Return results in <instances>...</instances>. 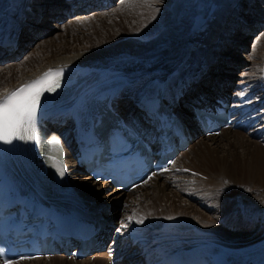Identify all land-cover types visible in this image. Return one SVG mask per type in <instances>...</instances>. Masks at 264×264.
Here are the masks:
<instances>
[{
	"label": "bare ground",
	"instance_id": "bare-ground-1",
	"mask_svg": "<svg viewBox=\"0 0 264 264\" xmlns=\"http://www.w3.org/2000/svg\"><path fill=\"white\" fill-rule=\"evenodd\" d=\"M102 1H108V3L99 5L100 0H80L79 3L77 0H71V5L68 7L65 4L66 1L54 0L46 8L39 4L38 9L32 12L34 6H31L30 0H0V34L9 35L10 33L11 36L19 37L18 50L11 52L0 48V63L17 59L21 54L20 44L26 45L34 39L36 34L47 32L42 25L38 24L40 17L63 20L75 15L76 19L63 28L69 34L78 33L89 26L96 30L92 20L86 23L79 18V14L88 13L93 9H104L112 2ZM242 1L168 0L162 4L156 3L161 6L164 4V7L170 9L168 14H160L161 17H157L155 15L157 11L146 3H140V0H129L124 4L123 18L117 15L110 21L111 23L106 20L102 23L104 31H95L98 36L91 39L84 38V40L75 37L76 42L86 43L85 47L61 51V48L65 49L66 46H56L54 43L58 41L57 39L53 40L51 45H45L40 53L27 57L19 64L6 66L4 70L0 67V98L33 83L49 72L54 77L56 73L83 74L95 71L104 77L108 76V79L124 77L129 81V85L115 101V105L120 110L123 109L125 99L131 100L134 105L135 103L143 104L144 101L154 98L158 84H163L167 98H180L179 115L185 119L191 132L197 134L188 101L206 103L213 95L226 96L232 87L229 84L232 82L233 74L228 72L236 68L238 61H228L223 56L233 55L235 49L243 46V41L237 39L241 33L233 28L228 32L231 34L228 38L233 43L228 46L229 39L225 34L227 33L225 27L234 16L238 15L236 8L244 5ZM245 28L252 29L253 25ZM259 42L261 45L256 47L251 55L250 71H241L242 74L236 75L239 79L236 81L237 85L231 99L233 108L239 112V117L253 113L245 119L250 121L248 126L254 121L258 123L248 133L246 128L241 131L227 129L218 135L219 137L224 135L222 139L226 141L225 145H228L229 149L232 146L244 149L246 154L244 162L239 163L237 160L239 156L231 160L227 156H217L224 152L219 150L220 143L216 141L218 137L201 136L203 139L197 151L207 152V159L211 157V165L207 169L204 167L198 170L196 166L195 169L200 173L205 172L208 177L214 176L213 179H205L206 176L204 180L195 177L190 179L192 183L183 186L173 184L174 179L172 181L166 179L159 184V179L170 175L167 173L176 167L181 157L186 155L181 153L167 171L152 176L145 184L128 194L113 191L109 195H104L101 199L109 196L107 202L98 203L97 200L100 197L97 191L92 192L88 185L90 182H87V180H93L88 176L85 179L81 178L84 172L73 164L71 158L76 129V105L83 94L52 109L53 119L67 124V127L59 132L57 127H52L49 136L62 139L69 153L67 159L69 188L66 196L74 204L91 212L97 218L104 217L111 222L117 218H123L118 213L117 206L122 204L121 199L125 195H132L157 181L154 190L150 192V195L148 194L147 200L141 197L139 203L133 204L137 205L136 208L126 210L122 207V210L132 211L131 222L125 224L122 220H116L118 226L127 225L125 227L127 233L126 231L121 232L120 235L115 233L112 243L115 245L112 249L113 255H110L111 251L99 252L98 254H104L95 261L97 264H104L100 259L105 256L107 259L105 264H111L113 257V259L123 258L118 264H136L135 262L140 264L139 262L147 255L164 259L170 255L185 256L199 248L210 250L214 247H224L228 250H239L258 247L264 252V245L262 246L264 244V193L259 196L244 194L245 200H255L253 202L255 206L249 202L248 208L243 207L239 210L235 207H224L221 202L205 204L206 200L208 202L211 200L210 195L205 192L206 189L214 191L222 180L220 178L230 179L235 184L250 185L251 182H243L244 180L238 179L233 172L248 174V177L264 175V143L263 139H259V133L264 128V35L260 36ZM43 44H47V40H44L41 45ZM135 107L137 108V105ZM206 139L212 141L211 144L204 143ZM216 144L217 147L214 148ZM4 145L8 144L0 143V158L15 152L10 159L19 165L17 167H21L23 163H20L19 159L25 158L26 145H23L22 140H15L10 146ZM249 156H251L250 161H245ZM24 163L31 164L30 161ZM8 165H11L10 162ZM213 167L222 168L219 170L216 168V171H213ZM176 187L180 189L178 193L184 196V200L172 198L162 200L166 196V190ZM259 188L264 189V187ZM149 200L153 203L160 202V206L146 209L145 206L148 205ZM161 200L164 201V206ZM90 202L97 203L96 207ZM107 203L109 206L106 205ZM200 203L203 205L200 206ZM207 206L220 212L221 215L209 212ZM160 209L162 212L159 211ZM136 220L142 222L136 223ZM135 242L137 244L134 245ZM56 257L64 258L60 255L13 264H45L52 262V259ZM84 261L82 264H87V260Z\"/></svg>",
	"mask_w": 264,
	"mask_h": 264
},
{
	"label": "rangeland",
	"instance_id": "rangeland-1",
	"mask_svg": "<svg viewBox=\"0 0 264 264\" xmlns=\"http://www.w3.org/2000/svg\"><path fill=\"white\" fill-rule=\"evenodd\" d=\"M53 2H54V0H37V1L36 0H30L31 6L32 5L34 6L33 9L31 8L32 12H34V9H35V11L38 9L37 6L39 4L43 8L44 7L46 8V6L51 5ZM109 2H111V5L109 7H105L104 9H100V8L93 9V10L89 11L88 13L79 14V18L86 21V23L89 22L90 20H92L93 23L95 24L94 27H96V30L94 28H92L91 26H89V27H85L84 30L81 29L80 32H78V33H70L69 34V33H66V31L63 28L65 27V25L68 26L69 22L74 21L76 19L75 15H73L72 17H67V19H63V20H58V19H53V18L47 19L45 17H40L41 19L38 20V24L42 25L43 28H45L47 30V32H40V33L36 34L34 39L32 41H29V43H27L26 45L20 44V49H19V52L21 53L20 56H18V58L13 60V61H7V62L2 63V64L0 63V67L3 68V70H4V68L6 66L19 64L24 59H26L27 57H29L33 54H36L38 52L40 53L41 51L44 50L45 45H51V42H53V40H57V39H58V41L56 43H54L56 46H66L65 49L61 48V51L67 50V49L77 50V49H75V47L76 48L85 47L86 43L84 44V43L76 42L75 37H78V38L80 37L79 40H84V38L85 39L86 38L91 39L94 36H98V34L95 31L103 32L104 29H103L102 23L106 22V20H108V22H110L117 15H119V17L123 18L122 12L125 9L124 4L128 3L129 0H110ZM142 2L149 5V7L155 9L157 11L155 14L157 17H161L160 14H164V13L168 14L170 11L169 8L164 7V4H163V6L160 5L163 2H168V0H145V1L140 0V3H142ZM242 2L244 3V5H241L240 8H238V7L236 8L238 15L234 16L232 18V21H230L225 27L226 31H227V33L225 32V34L227 35V38L231 36V34H229L228 32H230L233 28H235L237 32L241 33V36H239V37L237 36V39L240 41H243V44H242L243 46L242 47L240 46L238 49H235L233 55L230 54L227 57L223 56V58H225L228 61H234V60L238 61V65L236 66V68L232 72H228V74L229 73L233 74L232 82H231V84H229V86L230 87L232 86V88L235 87V85H237L236 81L239 79V77L236 75L240 74L241 71H243V72L245 70H246L245 72L250 71V68L252 67V64H251L252 52L256 49V47H259L261 45V43L259 42V38H260V36L264 35V0H243ZM103 3H104V1L100 0L99 5L100 4L102 5ZM156 3H160V4H156ZM65 4L67 6L69 5L68 2ZM241 9H242V11H240ZM241 25H244L245 27H249V26L253 25V28L249 29V28H245ZM105 27L107 28V25H105ZM44 40H47V44L41 45ZM232 43H233V41L230 39L227 42L228 46H231ZM53 49L55 50V48H53ZM58 50H60V49H58ZM123 103H124L123 109H122L123 112H125L126 114H129L130 117H134V116L139 115V113L137 112V109L134 110L135 105H133L131 100L127 99ZM231 132L234 133V131H231ZM223 136H220V137L217 136L218 138L216 141H218V143H220L219 147H221L219 150L224 151V152L219 153V155H217V156H227L229 160L235 158L236 156H239L240 158H237V160H239V163H241V162L243 163L244 162L243 159L246 155L244 149L239 148V146H232L229 149V146L225 145L226 141L225 140L223 141V139H222ZM201 139H203V138L199 137V136L194 138V140L189 144V146H187V148L181 152V153H186V155L181 157L179 159L176 167L167 173L170 175L166 174L167 176H164L162 179L161 178L159 179V184H161V182L163 180H166V179L171 180V181H172V179H174L173 184H181L182 186L186 185L188 183H192L190 181V179H193L195 177H198V178L204 180V178L206 176L205 179H213L214 176L208 177L205 174V172L200 173V171H198V170H200L199 168L203 169L204 167H206V169H207V167H210V165H211L210 164L211 157L210 158L208 157V159H207V156H206L207 152L201 153V152L197 151L199 149V144L201 143ZM211 142L212 141H208V139H206L204 143L211 144ZM190 147H191V150H190ZM215 147H217V144L214 146V148ZM180 154L178 156H180ZM231 156H232V158H231ZM250 158H251V156H249L248 159L246 158L245 161L249 162ZM195 166L198 169L197 171L195 169L196 168ZM216 168L217 167H213L212 168L213 171L214 170L216 171ZM219 168H222V167H219ZM219 168H217V170H219ZM233 175H235L238 179L241 178L242 181L244 180L243 182H245V183L251 182V184L250 185L249 184H245V185L244 184H235V183L231 182L230 179L220 178L222 180H220L219 186L217 185L215 187L214 191L206 189L205 192L207 195H210L211 200L209 202H208V200H206L205 204L208 203V205H210L212 203L221 202V204L224 207H227V208L228 207H232V208L235 207L236 210H239L240 208L242 209L243 207L248 208V206L250 205V204H248L249 202L251 204H253L252 206H255L253 203V202H255V200H249V201L245 200L244 194L245 195L251 194L254 196H259L260 194H263L264 189L263 188L260 189L259 187H264V175L263 176H249L248 177V174L238 173V172H236V173L233 172ZM81 178L85 179V178H87V176L85 174H83V175H81ZM88 181L90 182V184H88V185L91 188V191L92 192L97 191V194L100 197V199L97 200L98 203L107 202V200L109 199L108 198L109 196L105 197L104 199H101V197H103L104 195H109L113 191L115 192V189L110 188L109 185H107L103 182H95V181L87 180V182ZM156 182L157 181H155V183ZM255 182H257V183H255ZM155 183H151L149 186L139 190L136 193H133V194L131 193L132 195H125L121 199V201H122L121 203L123 205L118 203V205L120 204L119 205L120 207L117 206L118 211H119L118 213H120V215H122L123 218H117L116 220L117 221L122 220L125 224L131 222L129 217L132 218V211L131 210H129V211L122 210V207L126 210L134 208V207L136 208L137 205H133V204L139 203V199H141V197H142V199L147 200L148 194L150 195V192H152L154 190V186H156V184H157V183L156 184ZM188 188H190V187H188ZM179 190L180 189L177 187L172 188L170 190H166L165 191L166 196L163 195L165 197H163L162 200L166 201L167 198L184 200V196L180 195L178 193ZM116 194H119V193H116ZM123 201H128V202L125 203ZM164 201L161 202L162 206L165 205ZM192 202L195 203L194 201H192ZM90 203L93 204L92 202H90ZM242 204H244V206ZM96 205H97V203L93 204V206H95V207H96ZM106 205L109 206L108 203ZM201 205H203V204L200 203V206ZM154 206L155 207L160 206V202L155 201L153 203L152 200L151 201L149 200L148 205L145 206V208L146 209H153ZM207 208H208V206H207ZM207 208H205V209H207ZM159 211H161V209ZM208 211L214 212V213L216 212V215H221L220 212H217L214 209L208 208ZM104 212H105V210H104ZM119 227L122 228L121 229L122 233L123 232L125 233V231L127 233V229L125 227H123V226H119ZM95 254L96 255H91V256H89L85 259H82V260H73V259L69 260L65 257L64 258H57L56 257V258L52 259V262H48L45 264H82L83 262H85L84 260H87V264H97V262H95V261L96 260L98 261L100 255H103L104 253L103 254L95 253ZM105 257L100 259V260H102V262H104V264L106 263V260H107Z\"/></svg>",
	"mask_w": 264,
	"mask_h": 264
},
{
	"label": "snow or ice",
	"instance_id": "snow-or-ice-1",
	"mask_svg": "<svg viewBox=\"0 0 264 264\" xmlns=\"http://www.w3.org/2000/svg\"><path fill=\"white\" fill-rule=\"evenodd\" d=\"M52 75L49 72L43 80L23 86L6 97L0 98V143L11 144L14 140H32L35 142L38 139L36 115L39 111V98L43 91H52L56 87L54 80L51 82L48 80ZM55 75L59 76L60 73ZM47 143L59 146L60 141L53 137ZM129 219L132 218L129 217ZM141 222V220H136V223ZM4 264H10V262L4 261Z\"/></svg>",
	"mask_w": 264,
	"mask_h": 264
}]
</instances>
